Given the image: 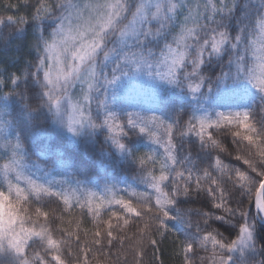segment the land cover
<instances>
[{
	"label": "snow or ice",
	"instance_id": "snow-or-ice-1",
	"mask_svg": "<svg viewBox=\"0 0 264 264\" xmlns=\"http://www.w3.org/2000/svg\"><path fill=\"white\" fill-rule=\"evenodd\" d=\"M26 36L0 264H264V0H0Z\"/></svg>",
	"mask_w": 264,
	"mask_h": 264
},
{
	"label": "trees",
	"instance_id": "trees-1",
	"mask_svg": "<svg viewBox=\"0 0 264 264\" xmlns=\"http://www.w3.org/2000/svg\"><path fill=\"white\" fill-rule=\"evenodd\" d=\"M15 12V10H11ZM30 36H26L22 39L13 38L7 46H0V72L6 67L9 72L16 71L17 68H22L24 62L32 59L34 52L28 47ZM230 137L229 141L230 142ZM198 207V205H192ZM195 219V218H194ZM173 240L174 237L169 236L161 243V256L164 260V264H178L177 258L173 254ZM152 257L151 251L145 258L146 262Z\"/></svg>",
	"mask_w": 264,
	"mask_h": 264
}]
</instances>
